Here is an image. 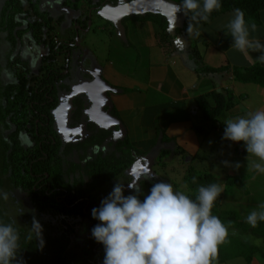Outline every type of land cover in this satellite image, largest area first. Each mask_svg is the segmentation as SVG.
Returning a JSON list of instances; mask_svg holds the SVG:
<instances>
[{
    "label": "rangeland",
    "instance_id": "374dc122",
    "mask_svg": "<svg viewBox=\"0 0 264 264\" xmlns=\"http://www.w3.org/2000/svg\"><path fill=\"white\" fill-rule=\"evenodd\" d=\"M5 1L0 0V9ZM62 1L43 0L44 3L40 5L39 11L49 16L52 28H49L50 32L44 29V33H41L46 43L36 48L37 53L34 57L28 58L27 54L32 52V49L27 48H24L22 55L24 60L33 61L34 69H37L40 60L50 55L51 45L53 47L58 41L67 42L69 45L67 47L69 58L60 55L55 64L57 71L64 75L68 73L60 82L64 85V89L57 92L58 105L52 112L54 128L61 141L64 144L73 143L79 140L80 134L82 139L87 138L84 136L89 134L85 133L86 131L77 133L69 126L72 101L81 96L90 104V118L98 126L97 128H112L114 121L112 116L120 121L118 122L121 132L116 133L113 140L127 135L130 143L137 149L148 151L146 149L155 141L156 127L164 128L168 136L175 137L174 141L166 145L157 142L146 157L139 158L137 164H134L129 171L96 191L93 194L94 199L98 201L105 199L117 183L124 186L125 196L139 197V193L144 195L150 191L153 184L158 182L171 183L174 190L186 194L188 190L184 186V174L189 168H194L198 174L214 175L221 186L228 175H247L244 188L222 187L223 208L237 212L240 223L247 226V231L229 228L230 242L219 247L215 264H264V223L251 228L245 222L250 211L260 210L259 206L264 204V175L256 174L247 168L248 154L243 143H233L223 139L226 120L246 116L258 109L264 110V89L253 84L235 82L229 71L217 75L208 76L204 73L197 75L191 67L192 61L186 52L189 46L197 48L198 56L195 57L199 60L193 63L195 67H202L203 64L213 68L224 65L244 68L243 65L246 63H250V66L264 67V63L255 59L258 53L249 54L248 58L251 60L249 61L241 59L240 52L235 49L224 51L229 44H232L228 32L223 33L232 13L219 17L208 27L199 26L201 33L199 37L189 32L175 38V46H179L178 51L186 57L176 53L160 59V52L156 48H148L151 42L153 44L151 26L150 29L140 26L144 30L142 36L139 35L137 26L127 28V39L124 41L119 39L118 34L122 35L121 31L124 27L119 22L118 16L110 15L113 3L108 2L109 5L103 6L101 11L95 8L86 11L83 5L87 0H75L65 5ZM105 1L102 4H106ZM117 1L119 5L145 2L155 11H164L173 19H178L182 15V13L177 14L173 7L180 4L181 0ZM73 3L75 7H72ZM26 7L29 10L30 6L26 5ZM136 12L143 14L141 9ZM35 18L38 17L33 19ZM260 19L263 20L262 25H264V17L262 19L261 16ZM85 24L87 28H81ZM24 25L26 26V22ZM174 33L175 31L171 36ZM251 36L261 39L260 41L264 43L262 39L264 26L257 28ZM28 39L30 35H24L20 44H24L23 41ZM60 49L59 46L58 50ZM46 62L48 64L50 61L46 60ZM1 73L3 81L12 80L10 71L2 69ZM212 88L218 91L229 89L238 102L223 119H219L220 122L216 123V127L213 123L203 120L194 102V98L213 90ZM195 128H200L203 132L198 133ZM21 140L25 147L32 146L26 134L21 135ZM107 150L110 148L105 147L104 151ZM88 156H91V153H88ZM72 159L77 161V156L73 155ZM226 161L229 166L225 165ZM237 163L240 164L239 169L234 167ZM4 207L10 218L17 219V224H22L24 228L29 229L35 218L43 228L42 235L59 236L64 233L65 226L58 218L36 214L29 198L23 193H9V200L4 201ZM20 209L24 210V215L27 216L25 219L23 215L19 216ZM67 223L74 230L69 234L72 242H77L84 248L89 247L88 245L92 243V223L88 219L84 222L70 219ZM232 231L237 235L232 236ZM256 240L261 241L259 246L256 245ZM103 260L104 254H99L98 261L103 264Z\"/></svg>",
    "mask_w": 264,
    "mask_h": 264
},
{
    "label": "trees",
    "instance_id": "16d2710c",
    "mask_svg": "<svg viewBox=\"0 0 264 264\" xmlns=\"http://www.w3.org/2000/svg\"><path fill=\"white\" fill-rule=\"evenodd\" d=\"M71 1L75 0H63L62 4L65 5ZM41 2L47 1L6 0L0 9V35L2 34L0 51H6L5 54L0 52V190L7 193H23L29 198L36 214L58 218L65 229L59 236L43 235L44 246L41 249L36 242L24 239L28 228H24L22 224L17 225L21 232V253L17 264H102L98 261V255L104 254V248L93 238L87 248L77 242L73 243L69 234H72L74 230L67 220L79 219L84 222L88 219L94 227L99 222L92 218L90 211L95 203L101 204V200H95L93 194L113 179L129 171L134 164H137L139 158L146 157L157 142L166 145L174 141L175 137L168 136L164 128L158 126L155 128V141L146 149L148 151H142L130 143L127 135L113 140L111 131L97 129L95 124L88 123L86 127L90 134L86 136L87 138L75 143H62L54 128L52 112L58 105L57 86L64 75L54 68L53 60L56 53L52 51L53 47L50 49V55L41 62L39 72L43 74L39 73V76L38 72L34 74L31 72L28 62L14 56L17 45L27 33H31V38L36 45H45L46 42L41 35L44 33L42 29L50 32L52 27L49 16L39 11ZM103 2L104 0H95V2L87 0L83 8L86 11L91 7L101 9ZM108 2L115 5L117 0H107ZM26 5L30 6L29 10ZM73 6L75 7V3L72 4ZM235 8L244 11L246 21L252 20L257 26L260 25V13L264 11V0H222L221 10L213 12L209 21L201 22L200 26L208 27L219 17L233 13ZM34 17H39L42 22H33ZM24 21L29 22L26 27H24ZM130 21L149 22L157 27V48L164 56L177 51L179 47L175 46L174 40L182 34L189 33L187 28L191 23L190 18L184 16L179 28L175 29L174 35L171 36L168 33L169 23L161 14L146 13L123 17L120 21L124 27L123 31L126 32L125 25ZM85 25L81 28L86 29L87 25ZM223 33H227V28ZM204 38L208 41L206 37ZM186 52L192 61L191 67L197 75L204 73L209 76L229 71L235 82L245 85L253 84L264 89V67L262 66L231 68L224 65L213 68L202 64V67H195L194 64L199 60L196 58L197 48L189 46ZM46 60L51 62L46 64ZM2 69L12 73V80L3 81ZM194 102L203 120L213 123L214 127L219 124V119H223L238 103L229 89L220 91L213 89L194 98ZM73 105L76 110L71 115V125L74 126L79 124L83 117L84 108L78 98L73 101ZM218 126L222 127V125ZM195 130L198 133L203 132L200 128ZM24 134L29 137L33 146H24L21 140V135ZM105 147L110 150L104 151ZM88 153H91V156H88ZM73 155L77 156V161H73ZM187 171L184 174V186L188 190L185 195L192 199H195L200 186L221 184L212 174H198L194 168H189ZM247 178V175H228L222 187L224 189L225 187L244 188ZM148 193L144 195L139 193V198L143 200ZM246 193H248L247 189ZM223 199L224 195L221 193L212 209L213 214L229 228L246 232L247 226L240 223L238 213L223 208ZM23 217L25 219L27 216L23 214ZM10 219L4 207V201L0 200V220L7 222ZM248 258L250 259V256Z\"/></svg>",
    "mask_w": 264,
    "mask_h": 264
},
{
    "label": "clouds",
    "instance_id": "9594fccd",
    "mask_svg": "<svg viewBox=\"0 0 264 264\" xmlns=\"http://www.w3.org/2000/svg\"><path fill=\"white\" fill-rule=\"evenodd\" d=\"M177 14L190 18L187 31L201 35V22L207 23L213 12L222 8V0H181L173 5ZM232 46L245 56L264 63V43L251 36L257 24L245 19V13L235 8L226 25ZM223 139L243 143L247 152V168L264 175V110L225 121ZM226 166L228 162H225ZM239 169L240 164L234 165ZM124 186L117 183L91 216L98 221L91 236L104 248L103 264H215L218 249L229 243V226L213 214V207L222 193V186L212 183L200 186L195 199L174 190L171 183L153 184L141 200L137 195H124ZM0 200L8 201L9 193L0 190ZM252 210L246 223L256 228L264 223V204ZM24 210H19V216ZM17 219L0 220V264H17L21 253V232ZM43 228L33 218L24 239L44 246ZM232 236L237 235L235 231ZM259 246L261 241L256 240Z\"/></svg>",
    "mask_w": 264,
    "mask_h": 264
},
{
    "label": "flooded vegetation",
    "instance_id": "af4514ba",
    "mask_svg": "<svg viewBox=\"0 0 264 264\" xmlns=\"http://www.w3.org/2000/svg\"><path fill=\"white\" fill-rule=\"evenodd\" d=\"M106 2V4H103V6H106V5H109L108 3H107V0L105 1ZM43 4V3H42ZM110 4H112V3H110ZM119 4H118V1H117V3L114 5V4H112V7H116V6H118ZM91 8H95V10H101V9H98L97 7H91ZM34 20V19H33ZM25 22H26V25L29 23V22H27V21H24V24H25ZM34 22H36V23H41L42 21H40V19H39V17L38 18H35V20H34ZM24 27H26L25 25H24ZM42 31L44 32V29H42ZM27 34H29L30 35V39H28L27 41H23L24 42V44H20L21 43V41H22V39H23V37H22V39H21V41H20V43L17 45V47H16V50H15V52H14V56H18L20 59H21V61H25V62H28V65H29V68H30V70H31V72H35L36 71V73L38 72V76L40 75V74H43V73H40L39 72V70H40V66H41V62H42V60L44 59H42V60H40V64H39V66H38V68L37 69H34L35 68V63L32 61L31 62V60H27V59H23L24 57H22V55L24 54V48H27L28 50H30V49H32V52L33 51H35V52H33V54H32V52H30V53H28L27 55H28V58L29 59H31L32 57H34L35 56V53H37L36 52V48H38V47H42V45H36L34 42H33V40H32V38H31V33H27ZM26 35V34H25ZM119 35V34H118ZM46 36H48L47 34H46ZM8 46V45H7ZM61 47V49L60 50H58V47ZM64 46V47H63ZM51 47H52V45H51ZM67 47H69V45L67 44V42H62V43H60V41H58L57 43H54V45H53V52H55L56 53V55H55V59L53 60V62L56 64L57 63V59H59V56L60 55H62V57H64V58H66V59H68L69 58V49L67 48ZM62 49H64L63 50V52H62ZM67 49V50H66ZM2 51V50H1ZM0 51V52H1ZM1 53H3V51L1 52ZM51 62V61H50ZM50 62H48V63H50ZM56 67V66H55ZM54 67V68H55ZM56 70V69H55ZM68 72V71H67ZM40 73V74H39ZM62 75H64L63 73H62ZM67 75H68V73H66L64 76H66L67 77ZM37 81H38V79H37ZM34 85V84H33ZM58 85L59 86H57V90L59 91H61V90H63L64 89V87H61V86H64L62 83H58ZM36 87H37V85H36ZM45 97H47V95L45 96ZM80 99V102H82V107L84 108V113H83V117L81 118V120H80V122H79V124H77V125H71V122H70V124H69V126H70V128L71 129H75L76 130V132L78 133V132H82V131H86L85 133H89L90 134V131L87 129V124L88 123H93L94 124V122H93V120H91V118H90V104L87 102V100L85 101L84 100V97H76V98H74L73 99V101L75 100V99ZM50 99V98H49ZM50 101H52V99H50ZM73 101H72V110H71V115L73 114V112L76 110L75 109V107H74V105H73ZM113 117V119H114V121H113V125H111V127L112 128H110L109 127V129H103V130H106V131H111L112 132V135H113V138L115 137V135H116V133H118L119 131L121 132V128H120V124H119V120H117L114 116H112ZM70 118H71V116H70ZM53 121H54V118H53ZM119 121V122H118ZM96 126V125H95ZM96 127H98V126H96ZM95 127V128H96ZM98 129V128H97ZM102 129V128H101ZM85 133H84V135H85ZM88 134V135H89ZM87 135V136H88ZM60 137V136H59ZM79 138V140H81L82 139V136H81V134L78 136ZM84 137H86V136H84ZM61 139V138H60ZM78 140V141H79ZM77 141V142H78ZM63 143V142H62ZM73 143H75V142H73ZM32 146H33V144H32ZM90 152V151H89ZM100 206V204L99 203H95V205H93V207H92V209L93 208H98ZM91 212V211H90Z\"/></svg>",
    "mask_w": 264,
    "mask_h": 264
},
{
    "label": "water",
    "instance_id": "95a60500",
    "mask_svg": "<svg viewBox=\"0 0 264 264\" xmlns=\"http://www.w3.org/2000/svg\"><path fill=\"white\" fill-rule=\"evenodd\" d=\"M132 8L134 10H131ZM138 9H141L143 11V14H137L136 11ZM110 13H111L110 14L111 17H117L118 16L119 22L121 21V19L123 17H127V16L144 15L146 13L161 14L167 19V21L169 23L168 33L170 35L175 31V29H177L180 26L182 18H184V15L182 14L180 18L173 19V18H171V16H168L164 11H155L151 5H146L145 2L135 3L133 5L132 4H130V5H118L116 7L110 8ZM89 25H90V23H89ZM141 161L142 160H140V163L142 164Z\"/></svg>",
    "mask_w": 264,
    "mask_h": 264
},
{
    "label": "crops",
    "instance_id": "0c3cea01",
    "mask_svg": "<svg viewBox=\"0 0 264 264\" xmlns=\"http://www.w3.org/2000/svg\"><path fill=\"white\" fill-rule=\"evenodd\" d=\"M262 16V19H263V17H264V11H262L261 13H260V17ZM263 21V20H262ZM262 21H261V19H260V25L259 26H257V28H260V27H262V26H264V25H262ZM104 24H106V23H104ZM134 24V25H133ZM128 25V26H127ZM126 29L127 28H135L134 26H137L138 28H139V35H143V28L141 29L140 28V26H145L146 27V29H148L150 26V28H151V32H152V35H153V44H152V42H151V45H149V47L148 48H156L157 49V51L158 52H160V59H162V58H165V56L162 54V52L157 48V45H158V41H157V37H156V34H157V32H158V29L156 28V26L154 25V24H152V23H149V22H144V23H134V22H132V24H131V21L130 22H128L126 25ZM148 27V28H147ZM149 28V29H150ZM121 30H122V28H121ZM120 33V32H119ZM121 33H122V35H118V37H119V39L120 40H125L126 39V36H128V29L126 30V32L125 31H121ZM120 33V34H121ZM151 36V35H150ZM262 39H264V37L262 38ZM259 40H261V39H259ZM231 46H232V44H229L228 45V47H226L225 49H224V51H228L229 49H231V50H234V48H231ZM179 47V46H178ZM176 53H180V54H182L181 53V51H178V49H177V51H174L171 55H175ZM239 53V52H238ZM240 54V57H242L241 59H243V60H249V61H251L249 58H248V55L247 56H245L244 54H242V53H239ZM183 55V54H182ZM183 57H186L185 55H183ZM187 62V61H186ZM252 63V62H251ZM251 64L249 63H246L245 65H243V66H245V67H247V66H250Z\"/></svg>",
    "mask_w": 264,
    "mask_h": 264
}]
</instances>
